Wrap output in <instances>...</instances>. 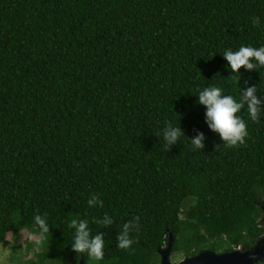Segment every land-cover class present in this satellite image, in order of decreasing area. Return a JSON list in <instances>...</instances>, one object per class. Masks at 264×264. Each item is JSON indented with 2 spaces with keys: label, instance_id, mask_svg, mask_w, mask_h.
<instances>
[{
  "label": "trees",
  "instance_id": "trees-1",
  "mask_svg": "<svg viewBox=\"0 0 264 264\" xmlns=\"http://www.w3.org/2000/svg\"><path fill=\"white\" fill-rule=\"evenodd\" d=\"M241 46L264 47V0H0V243L19 230L39 241L20 264H160L170 234L185 257L252 247L264 104L236 113L247 134L229 145L195 95L256 86L264 100V66L233 73L222 56ZM167 123L184 133L171 145ZM72 219L102 236V260L72 250Z\"/></svg>",
  "mask_w": 264,
  "mask_h": 264
},
{
  "label": "clouds",
  "instance_id": "clouds-1",
  "mask_svg": "<svg viewBox=\"0 0 264 264\" xmlns=\"http://www.w3.org/2000/svg\"><path fill=\"white\" fill-rule=\"evenodd\" d=\"M226 60V65L233 73H240L243 66L245 70H253L256 64L264 66V47L254 48L250 46H241L238 50H225L222 53ZM255 61V63H254ZM242 87V86H241ZM196 103L204 107V119L207 127L217 133L222 141H226L229 145L243 143L246 136V125L243 120L236 115L242 108L247 107V111L253 119L262 113L261 105L264 100L257 95L256 86L242 87V93L239 99L231 95L223 93L222 89L216 86H209L199 89L195 94ZM163 139L167 145L174 144L178 138L183 135L180 126L167 123L162 129ZM203 133H199L196 137L190 139L192 145L202 147ZM94 199L88 200L91 206ZM35 223L39 226L42 233L49 231V227L45 219L41 216H35ZM111 221L105 218L104 223ZM70 227L74 231L71 242V248L75 253L87 254L99 261L104 256V240L100 234L92 235L87 219H72ZM129 225L124 224L123 230L118 237V247L128 248L132 241L129 239Z\"/></svg>",
  "mask_w": 264,
  "mask_h": 264
},
{
  "label": "water",
  "instance_id": "water-1",
  "mask_svg": "<svg viewBox=\"0 0 264 264\" xmlns=\"http://www.w3.org/2000/svg\"><path fill=\"white\" fill-rule=\"evenodd\" d=\"M173 240L170 234L167 244L158 249L160 264H256L264 261V234L248 249L238 246L222 253L205 250L195 256L185 257L177 263L170 260ZM79 264H84L83 258L80 259Z\"/></svg>",
  "mask_w": 264,
  "mask_h": 264
},
{
  "label": "rangeland",
  "instance_id": "rangeland-1",
  "mask_svg": "<svg viewBox=\"0 0 264 264\" xmlns=\"http://www.w3.org/2000/svg\"><path fill=\"white\" fill-rule=\"evenodd\" d=\"M188 202H186L187 205ZM7 243H0V264H20L28 259L35 258L36 253L42 250L39 241L30 236L27 230H19L16 234H7ZM26 240L29 241L26 243ZM168 239L166 241V244ZM17 246V248H16ZM182 253H172L170 260L177 263L184 259Z\"/></svg>",
  "mask_w": 264,
  "mask_h": 264
}]
</instances>
